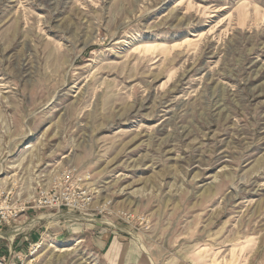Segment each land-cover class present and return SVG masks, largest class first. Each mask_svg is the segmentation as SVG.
<instances>
[{"label":"rangeland","instance_id":"374dc122","mask_svg":"<svg viewBox=\"0 0 264 264\" xmlns=\"http://www.w3.org/2000/svg\"><path fill=\"white\" fill-rule=\"evenodd\" d=\"M69 167L8 264H264V0H0V191Z\"/></svg>","mask_w":264,"mask_h":264},{"label":"built area","instance_id":"2783aa9c","mask_svg":"<svg viewBox=\"0 0 264 264\" xmlns=\"http://www.w3.org/2000/svg\"><path fill=\"white\" fill-rule=\"evenodd\" d=\"M89 182V173L69 167L52 175L46 186L40 187L25 200L14 198L12 189L0 191V227L17 222L29 210L92 211L93 195ZM39 246L29 244L28 256L37 253ZM17 259L20 260L19 257ZM0 264H8V258L0 256Z\"/></svg>","mask_w":264,"mask_h":264},{"label":"crops","instance_id":"0c3cea01","mask_svg":"<svg viewBox=\"0 0 264 264\" xmlns=\"http://www.w3.org/2000/svg\"><path fill=\"white\" fill-rule=\"evenodd\" d=\"M120 253H121V257H120ZM123 253V254H122ZM9 256H7V258H8V263H9V261L10 262H14V258H10V254H8ZM126 255V253H124V251L122 252V251H119L118 250V252H116V253H114V254H112L110 257H109V261H108V263L109 264H121L122 262H123V260H124V257L123 256H125ZM0 256H2V255H0ZM6 257V256H5Z\"/></svg>","mask_w":264,"mask_h":264},{"label":"bare ground","instance_id":"6f19581e","mask_svg":"<svg viewBox=\"0 0 264 264\" xmlns=\"http://www.w3.org/2000/svg\"><path fill=\"white\" fill-rule=\"evenodd\" d=\"M242 17H243V16H242ZM190 42L192 43V42H194V41H190ZM238 241H239V240H238ZM242 244H243V243H242ZM47 246L50 247L49 244H48ZM39 248L41 249V245L39 246ZM233 248H234V247H233ZM235 248H236V247H235ZM231 250H232V249H231ZM64 252H65V251H64ZM214 252H215V251H214ZM37 253H38V251H37ZM211 253H212V252H211ZM207 255H208V254H207ZM212 255H213V254H212ZM209 257H210V256H209ZM89 259H90L89 256H88L87 258H85V260H89ZM81 260H82V259H81ZM93 260H94V259H93ZM93 260L90 259V261H93ZM90 263H91V262H90ZM210 263H211V261H210ZM224 264H225V263H224Z\"/></svg>","mask_w":264,"mask_h":264}]
</instances>
